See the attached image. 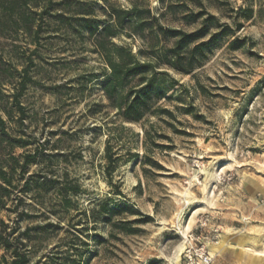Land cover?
Wrapping results in <instances>:
<instances>
[{
    "label": "rangeland",
    "instance_id": "374dc122",
    "mask_svg": "<svg viewBox=\"0 0 264 264\" xmlns=\"http://www.w3.org/2000/svg\"><path fill=\"white\" fill-rule=\"evenodd\" d=\"M131 1L115 0L123 7ZM147 1L160 12L161 0ZM230 1L236 9L253 10V19L237 34L246 44L238 51L216 49L196 80L174 75L189 92L180 90L175 97L184 104H164L179 107L175 125L185 134L160 129L171 137V143L162 141L172 148L149 155L161 169L144 166L141 126L125 124L121 130L112 120L100 84L104 65L86 34L55 40L36 54L4 47L0 101L11 118L5 116L0 156L5 161L10 153L37 156L20 183L16 175L19 190L0 210L11 249L25 244L26 264H183L192 233L203 236L214 264H264V0ZM96 15L103 19L99 8ZM28 57L34 64L20 98L25 111L20 121L11 102ZM110 127H115L114 152L122 144L123 158L109 175ZM19 139L31 145L13 148ZM32 175L47 182L37 190L31 182V189L20 193ZM69 182L80 191L65 210L57 189ZM16 205V213L8 210ZM22 212L28 217L18 218ZM224 238L231 246L221 250ZM4 254L11 261L0 248V264H6Z\"/></svg>",
    "mask_w": 264,
    "mask_h": 264
},
{
    "label": "trees",
    "instance_id": "16d2710c",
    "mask_svg": "<svg viewBox=\"0 0 264 264\" xmlns=\"http://www.w3.org/2000/svg\"><path fill=\"white\" fill-rule=\"evenodd\" d=\"M97 8L103 19H98ZM240 12L243 16H239ZM252 19V9H236L230 0H161L159 13L154 12L147 0H132L130 7H123L115 0H0V69L6 63L4 47L36 54L54 45L55 40L86 34L104 65L100 84L107 106L114 111L112 120L119 123L121 130L125 129V124L140 125L144 134V166L161 169L149 155L155 149L172 148L171 137L160 134V129L169 127L175 134H185L175 125L180 124L175 115L179 107L171 110L164 104L174 101L184 104L175 97L180 90L189 92L174 75L192 76L196 80V71L208 63L216 49L227 46L231 51H238L244 48L245 39L237 34L244 29V23ZM123 37L131 42L123 41ZM27 60L26 67L19 72L20 81L11 102L20 114V121L25 116L20 98L31 82L28 67L34 64L32 57ZM185 111L192 113L191 107ZM5 116L9 121L11 115L0 101V146L7 136ZM114 131L115 127L107 130L105 159L109 175L123 158L118 153L122 144L114 152ZM16 144L12 147L25 149L31 145L23 139ZM127 153L136 160L140 158L139 153H131V150ZM36 163V154L28 151L20 156L10 153L6 161L0 156V210L7 208V201L19 190L14 184L16 175L19 173L20 183L28 168ZM31 182L32 188L37 190L47 181L41 182L38 176L32 175L25 179L20 193L26 194ZM79 191L78 185L72 182L58 188L59 205L65 210L71 208L70 197ZM17 207L8 210L16 213ZM22 217H28L27 213L18 214V218ZM122 224L127 226L130 222ZM8 226L0 221V248L11 255V261H7L6 254L2 259L6 264H26L27 250L22 249L25 244L11 249Z\"/></svg>",
    "mask_w": 264,
    "mask_h": 264
},
{
    "label": "built area",
    "instance_id": "2783aa9c",
    "mask_svg": "<svg viewBox=\"0 0 264 264\" xmlns=\"http://www.w3.org/2000/svg\"><path fill=\"white\" fill-rule=\"evenodd\" d=\"M202 228L203 225H200ZM217 230H215V233ZM183 264H214V257L209 252L203 236L192 233L183 253Z\"/></svg>",
    "mask_w": 264,
    "mask_h": 264
},
{
    "label": "bare ground",
    "instance_id": "6f19581e",
    "mask_svg": "<svg viewBox=\"0 0 264 264\" xmlns=\"http://www.w3.org/2000/svg\"><path fill=\"white\" fill-rule=\"evenodd\" d=\"M211 177L213 178L214 177V175H211ZM187 194V193H186ZM208 197V196H207ZM187 203V202H186ZM189 204V203H188ZM180 218V217H179ZM189 225L187 226V227H185V231L186 230H189ZM191 230V229H190ZM225 240L224 241H222V243L220 244V249L221 250H225L227 247H230L231 246V243L230 242H228V240L226 239V238H224ZM182 247V246H181ZM184 249V248H183ZM217 250V249H216ZM181 252H182V248L180 249V254H181ZM178 255V256H181V255Z\"/></svg>",
    "mask_w": 264,
    "mask_h": 264
},
{
    "label": "crops",
    "instance_id": "0c3cea01",
    "mask_svg": "<svg viewBox=\"0 0 264 264\" xmlns=\"http://www.w3.org/2000/svg\"><path fill=\"white\" fill-rule=\"evenodd\" d=\"M233 247L235 248L236 246H233ZM238 247H239V248H245L244 246H241V245H239ZM248 249H249V248H248ZM248 249H247V250H248Z\"/></svg>",
    "mask_w": 264,
    "mask_h": 264
}]
</instances>
